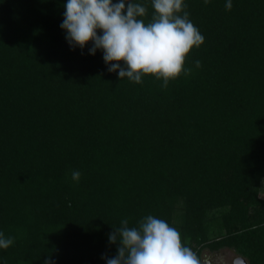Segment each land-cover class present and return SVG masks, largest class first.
Listing matches in <instances>:
<instances>
[{
  "label": "trees",
  "instance_id": "obj_1",
  "mask_svg": "<svg viewBox=\"0 0 264 264\" xmlns=\"http://www.w3.org/2000/svg\"><path fill=\"white\" fill-rule=\"evenodd\" d=\"M66 2L0 0V264H107L109 234L147 215L201 264L222 248L264 264V0H184L205 41L167 88L73 50Z\"/></svg>",
  "mask_w": 264,
  "mask_h": 264
},
{
  "label": "clouds",
  "instance_id": "obj_2",
  "mask_svg": "<svg viewBox=\"0 0 264 264\" xmlns=\"http://www.w3.org/2000/svg\"><path fill=\"white\" fill-rule=\"evenodd\" d=\"M209 2L204 0L205 5ZM151 3L154 12L145 23L142 18L148 9L135 0H67L60 27L66 30V40L73 50L84 49L90 41V54L102 50L108 71L119 70L121 80L142 83L143 76L152 75L162 79V87L167 88L170 80L192 71L185 68L186 58L205 37L189 19L184 0ZM225 7L230 11L232 0H227ZM195 67H201L199 60ZM81 175L73 170L71 179L78 182ZM109 242L117 246V253L102 255L107 264H201L196 252L182 243L180 232L153 215L143 217L134 227H129L128 219L122 220L121 226L109 234ZM13 244L14 237L0 232V249ZM44 264H55L51 255Z\"/></svg>",
  "mask_w": 264,
  "mask_h": 264
},
{
  "label": "rangeland",
  "instance_id": "obj_3",
  "mask_svg": "<svg viewBox=\"0 0 264 264\" xmlns=\"http://www.w3.org/2000/svg\"><path fill=\"white\" fill-rule=\"evenodd\" d=\"M258 194L264 195V180L256 186ZM211 236H218L223 233V225L221 220H216L209 231ZM241 256L234 249L222 248L219 251L205 249L203 257L206 264H234L236 258Z\"/></svg>",
  "mask_w": 264,
  "mask_h": 264
},
{
  "label": "water",
  "instance_id": "obj_4",
  "mask_svg": "<svg viewBox=\"0 0 264 264\" xmlns=\"http://www.w3.org/2000/svg\"><path fill=\"white\" fill-rule=\"evenodd\" d=\"M234 264H248V261L243 256H238L234 262Z\"/></svg>",
  "mask_w": 264,
  "mask_h": 264
}]
</instances>
